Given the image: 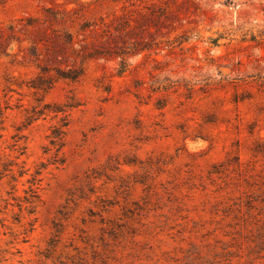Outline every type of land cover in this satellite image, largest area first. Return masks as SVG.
I'll return each mask as SVG.
<instances>
[{
	"label": "rangeland",
	"instance_id": "obj_1",
	"mask_svg": "<svg viewBox=\"0 0 264 264\" xmlns=\"http://www.w3.org/2000/svg\"><path fill=\"white\" fill-rule=\"evenodd\" d=\"M0 264H264V0H0Z\"/></svg>",
	"mask_w": 264,
	"mask_h": 264
}]
</instances>
